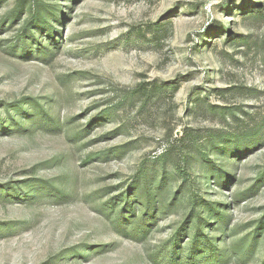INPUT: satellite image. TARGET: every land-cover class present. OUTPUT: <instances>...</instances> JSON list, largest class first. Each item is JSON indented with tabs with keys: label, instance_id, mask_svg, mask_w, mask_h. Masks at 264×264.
<instances>
[{
	"label": "rangeland",
	"instance_id": "374dc122",
	"mask_svg": "<svg viewBox=\"0 0 264 264\" xmlns=\"http://www.w3.org/2000/svg\"><path fill=\"white\" fill-rule=\"evenodd\" d=\"M0 264H264V0H0Z\"/></svg>",
	"mask_w": 264,
	"mask_h": 264
}]
</instances>
